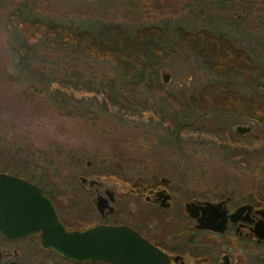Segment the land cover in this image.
<instances>
[{"label":"rangeland","instance_id":"1","mask_svg":"<svg viewBox=\"0 0 264 264\" xmlns=\"http://www.w3.org/2000/svg\"><path fill=\"white\" fill-rule=\"evenodd\" d=\"M16 9L94 33L115 23L131 31L161 27L155 51L161 96L147 80L122 76L111 63L57 39L39 41L21 61V41L8 24ZM177 28L228 36L249 52L255 68L219 77L178 40ZM160 71L170 73L169 82ZM211 84L264 96V0H0V156L15 164L0 165L7 170L51 184L75 171L137 181L142 170H156L180 187L188 177L183 187L202 190L203 197L243 181L264 188V119L193 105ZM236 125L251 127L247 144L232 143Z\"/></svg>","mask_w":264,"mask_h":264},{"label":"flooded vegetation","instance_id":"2","mask_svg":"<svg viewBox=\"0 0 264 264\" xmlns=\"http://www.w3.org/2000/svg\"><path fill=\"white\" fill-rule=\"evenodd\" d=\"M4 159L0 156V165L15 166L13 159ZM0 172L26 176L2 166ZM26 179L51 200L67 231L99 224L127 226L166 256L164 264H264V188L252 187V181L209 189L203 197L202 190L183 187L188 177L179 180L180 187L156 170H142L137 181L126 174L83 171L53 185L44 177ZM201 217L209 219L205 226ZM0 264L114 263L67 259L44 246L40 232L23 238L0 232Z\"/></svg>","mask_w":264,"mask_h":264},{"label":"trees","instance_id":"3","mask_svg":"<svg viewBox=\"0 0 264 264\" xmlns=\"http://www.w3.org/2000/svg\"><path fill=\"white\" fill-rule=\"evenodd\" d=\"M8 24L13 39L21 41V61L27 58L30 48L39 41L53 38L78 48L94 59L111 63L122 76L131 74L136 75L139 81L147 80L149 90L161 96L162 84L158 81L159 71L155 68V51L160 48L159 43L164 33L161 27L147 26L131 31L115 23L102 25L98 32L94 33L86 29L48 24L38 17L26 18L20 9L11 12ZM174 32L178 40L202 57L219 77L255 68L249 52L235 46L226 35H216L208 29L191 32L177 28ZM193 105L205 110L239 112L264 119V96L253 98L220 89L213 84L205 85L200 90V94L193 100ZM244 136L238 134L237 141L232 143L247 144Z\"/></svg>","mask_w":264,"mask_h":264},{"label":"water","instance_id":"4","mask_svg":"<svg viewBox=\"0 0 264 264\" xmlns=\"http://www.w3.org/2000/svg\"><path fill=\"white\" fill-rule=\"evenodd\" d=\"M170 76L169 72L161 71L163 83L169 82ZM234 130L243 135L249 133L251 127L236 125ZM189 205L187 208L191 212L192 204ZM206 206H210V203ZM208 221L206 217L199 219L201 226H205ZM0 232L9 238H23L40 232L44 246L77 262L114 264L166 262V256L160 250L124 225L99 224L83 230L67 231L60 222L53 203L35 182L2 172H0Z\"/></svg>","mask_w":264,"mask_h":264}]
</instances>
